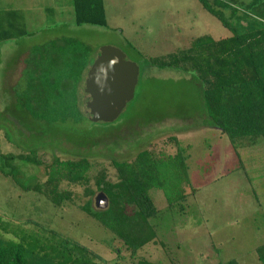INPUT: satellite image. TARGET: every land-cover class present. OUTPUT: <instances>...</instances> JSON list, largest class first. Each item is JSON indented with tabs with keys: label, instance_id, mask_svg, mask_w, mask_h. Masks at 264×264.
Returning a JSON list of instances; mask_svg holds the SVG:
<instances>
[{
	"label": "rangeland",
	"instance_id": "374dc122",
	"mask_svg": "<svg viewBox=\"0 0 264 264\" xmlns=\"http://www.w3.org/2000/svg\"><path fill=\"white\" fill-rule=\"evenodd\" d=\"M248 1L240 0L237 8H244ZM103 4L106 26L96 27L75 25L72 0H0V12H21L27 32L18 41L0 44V153H27L36 146L44 162L53 152L63 158L84 156L96 160L92 175L104 167L113 179L110 160L128 159L152 143L160 148L167 136L173 135L189 150L190 181L198 192L189 198L184 211L163 212L158 221L159 242L164 245H150L140 256L163 264H224L231 259L260 264L254 248L264 243V211L254 200L252 188L263 199L264 187H257V180L248 182L244 170L237 169L239 163L228 139L205 123L199 86L192 77L176 70H159L146 62V58L188 48L193 38L209 35L219 39L230 32L197 0H103ZM225 17L229 19L230 11ZM62 38L88 45L93 62L106 49L120 50L138 67V82L134 98L112 124L84 123L81 130L93 132L89 138L63 141L59 146H52L51 141L43 146L37 142L48 140L47 136H31L16 118L12 89L20 80L28 53ZM21 85L24 90L25 84ZM25 116L23 113L22 118ZM262 143L264 148V140ZM9 162L3 170L14 173L18 168L20 175L15 182L0 171V217L4 222L24 233L46 228L88 247L109 264H129L109 248L110 233L76 206L67 205L58 213L43 196L20 188L43 180L41 168L18 160ZM72 189L76 196L82 195L80 188ZM150 196L157 209L166 206L160 191L152 190Z\"/></svg>",
	"mask_w": 264,
	"mask_h": 264
},
{
	"label": "trees",
	"instance_id": "16d2710c",
	"mask_svg": "<svg viewBox=\"0 0 264 264\" xmlns=\"http://www.w3.org/2000/svg\"><path fill=\"white\" fill-rule=\"evenodd\" d=\"M197 1L231 35L219 39L199 36L184 50L146 58V62L159 70H176L192 77L199 86L205 123L228 139L239 163L237 169L244 170L248 182L253 184L257 180V187H264V0H250L242 9L237 8L242 4L240 0ZM72 7L76 26H106L103 0H72ZM226 11H230L229 19L225 17ZM25 36L20 11L0 12V44ZM91 53L88 45L74 38L52 40L28 53L21 81L12 89L13 112L31 136H47L48 140L37 143H75L93 133L83 132L82 124H112L89 122L79 107L81 83L94 63ZM21 83L25 84L24 90ZM31 147L27 153H0L1 173L17 182L18 168H14V173L3 170V165L16 160L41 168L43 180L33 187H20L24 192L43 196L58 213L67 205L76 206L110 233L108 246L122 261L163 264L141 257L140 252L159 242L158 220L163 212L184 211L189 198L198 192L190 181L189 150L175 136H167L160 148L152 143L128 159L110 160L113 179L104 167L92 175L96 160L84 156L63 158L53 152L51 159L44 162L38 156L40 150ZM168 147L174 152L168 153ZM72 188H80L82 195L76 196ZM152 190L162 193L166 202L163 209L155 207ZM99 192L108 199V207L103 211L93 206V198ZM252 196L264 211V198L254 188ZM254 253L258 262L264 264V243L256 246ZM0 264L109 262L68 237L43 227L35 233H24L0 217ZM224 264L240 263L231 259Z\"/></svg>",
	"mask_w": 264,
	"mask_h": 264
},
{
	"label": "water",
	"instance_id": "95a60500",
	"mask_svg": "<svg viewBox=\"0 0 264 264\" xmlns=\"http://www.w3.org/2000/svg\"><path fill=\"white\" fill-rule=\"evenodd\" d=\"M79 95V107L91 123H113L134 98L138 67L116 48L106 49L90 68ZM97 210H106L108 199L99 192L93 199Z\"/></svg>",
	"mask_w": 264,
	"mask_h": 264
}]
</instances>
